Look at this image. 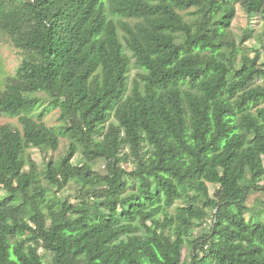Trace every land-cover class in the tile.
I'll use <instances>...</instances> for the list:
<instances>
[{
    "label": "trees",
    "instance_id": "1",
    "mask_svg": "<svg viewBox=\"0 0 264 264\" xmlns=\"http://www.w3.org/2000/svg\"><path fill=\"white\" fill-rule=\"evenodd\" d=\"M237 3L264 22V0H0L20 53L0 90L19 122L0 123V264H264V202L247 204L264 189V38L252 56L237 41Z\"/></svg>",
    "mask_w": 264,
    "mask_h": 264
},
{
    "label": "rangeland",
    "instance_id": "2",
    "mask_svg": "<svg viewBox=\"0 0 264 264\" xmlns=\"http://www.w3.org/2000/svg\"><path fill=\"white\" fill-rule=\"evenodd\" d=\"M231 30L235 35L237 41L240 39L245 38L246 41L244 45L248 46L249 48V55H254V49L260 46V38H264V22L261 19L260 15H255L249 18L241 5L239 3L236 4V15L232 22ZM248 35V36H245ZM20 62V53L16 50L12 44L10 43L9 39L6 37H0V90L3 88L6 79L8 76L14 73V70L18 63ZM139 71V69L134 65L132 60L131 62V70H130V78L135 76V74ZM258 82H261L259 79ZM43 95L44 94H39ZM47 98L43 101V105L47 104ZM47 125H57L58 122V110L52 109L49 111L43 118ZM0 123H12L15 125H19L18 119L15 117H8L4 115H0ZM69 140L67 138L61 137L59 140V145L54 153L55 162H57L65 153L66 149L68 148ZM26 153H28L31 158L37 163L39 171L42 172L45 165V158L44 155L39 151V149L29 146L26 148ZM81 160V155L78 154L74 160L75 163H78ZM95 168L99 172H104V163L102 161L97 162ZM46 185V182L44 181ZM261 185H264V180L262 181ZM210 193H212L214 189V185L209 184ZM67 195H70V202H76L75 197V187H69L66 192ZM3 192L0 191V198H2ZM56 196L61 195L60 191L55 192ZM264 202V189H260L257 191H253L247 200V204L251 209H255L256 206L260 205V203ZM259 203V204H258ZM258 204V205H257ZM256 210L252 212H247L245 217L250 222H256L257 212ZM259 214V213H258ZM262 219H264V209L259 214ZM197 231H200L199 228ZM190 246L186 244L183 247L182 251V260L184 262L189 261V253ZM43 253V251L41 252ZM43 264H51V255L50 254H43Z\"/></svg>",
    "mask_w": 264,
    "mask_h": 264
}]
</instances>
